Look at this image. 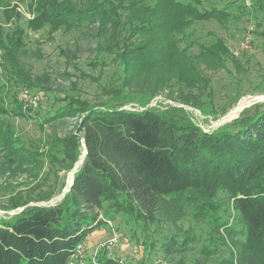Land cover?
<instances>
[{
    "label": "trees",
    "instance_id": "16d2710c",
    "mask_svg": "<svg viewBox=\"0 0 264 264\" xmlns=\"http://www.w3.org/2000/svg\"><path fill=\"white\" fill-rule=\"evenodd\" d=\"M140 1L42 0L29 22L34 29L49 25L52 32L98 24L96 53L111 55L121 73L120 81L100 85L111 96L97 103L80 96L75 85V92L52 96L40 79L43 75H32L24 64L25 30L17 25L5 32L0 26V154L9 163L5 168L38 176L48 162L59 176L60 170H73L87 149L71 190L58 203L38 205L50 200L56 190L31 195L37 184L0 205L4 209L24 206L11 218L0 217V264H81L74 254L93 231L117 215L147 229L158 221L156 216L168 201L189 206L196 219L210 225L224 243L223 235L231 238L237 252H231L223 264H264V102L245 108L239 117L212 131L198 126L183 107H147L175 76L180 92L170 96L213 115L225 113L228 106L209 109L193 93L200 84L203 91L210 86L195 58L172 60L173 51L167 53L158 44L169 33L174 40L198 19L227 22L248 14L255 22L253 47L264 50V0H246L251 11L238 0L223 6L217 0L210 6L205 0H153L142 5ZM234 4H239L236 15ZM212 38L210 44L200 46L198 58L227 71L231 63L241 72L237 85L250 81L253 92L264 93V73L252 80L225 40L216 33ZM78 49L76 44L64 53L73 61ZM93 63L98 65L97 60ZM74 66L86 76L77 63ZM18 86L40 93L37 109L24 108L13 90ZM206 95L214 96L211 89ZM46 101L52 102L50 106ZM129 102L145 108L124 107ZM15 118L34 119L42 129L76 120L72 130L40 139L39 145L27 143ZM179 237L176 233L165 237L163 251L172 258L180 255L172 264H187L183 253L196 238L193 234ZM138 242L147 251V241ZM214 249L207 246L192 264H208ZM85 261L128 264L107 250Z\"/></svg>",
    "mask_w": 264,
    "mask_h": 264
},
{
    "label": "rangeland",
    "instance_id": "374dc122",
    "mask_svg": "<svg viewBox=\"0 0 264 264\" xmlns=\"http://www.w3.org/2000/svg\"><path fill=\"white\" fill-rule=\"evenodd\" d=\"M149 1L153 0L144 2L141 0L140 4H146ZM227 1L229 0H217L220 6H223ZM206 2L208 3L205 5L210 6L216 0H205ZM243 2L248 10L251 11V5L246 0H238L239 4ZM39 4H42V0H0V26L5 32H11L17 25L25 30L26 45L22 59L26 68L31 71L32 75H43L40 79L51 88L52 96L54 94L63 96L64 92H75L73 89L75 85L79 87L78 94L93 103L109 100L111 95L103 92L100 85H107L110 80L113 82L120 81L118 76L121 72H119V67L117 66L118 62H114L111 55L106 53L99 55L96 53L98 24L88 26L83 24L72 30L60 27L54 32H52L51 26L46 24L34 29L29 26V22L35 17L36 8ZM239 4H234V7ZM236 7L234 8L235 15L239 12ZM124 16L127 18V13ZM252 20L248 14L243 15L241 18L231 17L227 22L198 19L193 22V26L189 30L183 33L180 32L174 40L169 33L168 37L158 44V47L163 48L167 53L170 50L173 51V54H171L172 60H182L188 56V60L195 58V65H198L202 75L209 80L210 86L203 91L200 84L192 89L193 93L200 96L209 109L221 110L223 107L228 106V110L225 113L213 115L192 105L182 103L170 96V93L178 95L180 92V83L175 76L168 85L150 99L149 107H158L160 109H167L173 106L183 107L189 112L198 126L212 131L226 124V121L236 118L238 114L240 116L241 110L243 111L256 103L255 101L247 106L251 100L264 102V93L253 92L252 82L247 81L242 85H237L235 80L241 77V72L237 71L231 63H229L231 71H227L223 66L201 61L197 56L201 52L200 46L202 44H210L213 41L212 34L216 33L225 40L232 52L241 59L245 72L250 75L251 79L257 80L258 76L264 73V50L255 45L252 50H243L241 45L247 26ZM76 44L79 47L78 55L72 61L66 57L64 50H74ZM185 47H188V50ZM95 60H97L98 65L93 63ZM75 63L80 66L86 76L80 74L77 67L75 68L74 66ZM210 89L213 91L214 96L207 97L206 93ZM13 90L20 94L24 88L18 86V88L14 87ZM238 96L240 99L232 104L233 100ZM51 103V101L44 102L46 106H50ZM125 106L135 109L143 107L139 102H129ZM24 108L28 109L25 106ZM240 108L241 110L237 115L229 118L231 112ZM226 114L227 116L223 117ZM68 120L66 123L60 121L55 126L45 125L42 129L36 124L34 119H13L19 132H22V136L27 138V143L30 144L33 141V143L39 145H41L40 139H46L49 135L55 134L63 136L72 130L76 119ZM80 164H78V167ZM7 166H9V163L6 161V157L0 154V205L9 204V199L12 196L17 195L19 192L26 193L29 188L37 184H39L38 190L36 189L31 195L37 196L54 189L56 193L53 197L58 196L70 184L69 182L73 177V170H60L59 176H57L56 171L48 162L38 176H33L34 174L31 172L20 168L10 171L5 168ZM30 203L34 204L33 201ZM23 208L24 206L16 209L0 207V217L11 218L19 213L18 211H22ZM156 218L158 220L156 223H151L147 229H144L137 223L126 221L123 215H117L106 226H102L88 235L86 239L87 256L89 259L94 260L101 253V250L97 251L98 244L102 240L109 238L114 231L121 233L122 240L120 245L111 251L110 254L125 258L128 264H172V260H177L180 255H175V258L166 256L162 244L165 241V237L175 233L180 236L179 238L189 234H193L196 238L190 244L189 250L183 253L187 264H192L197 257L201 258L203 249H206L207 246L215 248L214 255L208 264H223L230 258L231 252H237L236 246L228 235H223L226 241L224 243L220 235L212 232L210 225L205 221L196 219L189 206H176L168 201ZM220 233L225 234L226 232L222 229ZM138 240L147 241V251L143 248L144 244H140ZM135 248L138 250L137 255L133 254Z\"/></svg>",
    "mask_w": 264,
    "mask_h": 264
},
{
    "label": "built area",
    "instance_id": "2783aa9c",
    "mask_svg": "<svg viewBox=\"0 0 264 264\" xmlns=\"http://www.w3.org/2000/svg\"><path fill=\"white\" fill-rule=\"evenodd\" d=\"M254 32H255V22L251 21L247 26L246 33L244 35V38L241 44L243 50L253 49ZM19 99L24 103V106L26 108L37 109L41 102V95L40 93H32L27 90H22L19 94ZM125 107L130 108V109H135V108H131L128 106H125ZM144 108L145 107H142L141 110ZM204 130L211 131L209 129L208 130L204 129ZM121 240H122L121 233L119 231H114L113 234L109 238L102 240L98 244L97 251L107 250L111 252L120 245ZM137 252L138 250L137 248H135L133 251V254L137 255ZM74 257L79 259L81 264H86V261H85L87 257L86 241L77 247Z\"/></svg>",
    "mask_w": 264,
    "mask_h": 264
},
{
    "label": "bare ground",
    "instance_id": "6f19581e",
    "mask_svg": "<svg viewBox=\"0 0 264 264\" xmlns=\"http://www.w3.org/2000/svg\"><path fill=\"white\" fill-rule=\"evenodd\" d=\"M251 98H254V97H251ZM257 102V101H259V100H251L250 101V103L247 105V106H249L250 104H252L253 102ZM243 103V102H242ZM246 106V107H247ZM241 110V108L240 109H237V110H234L233 112H231L229 115H230V117L229 118H232V117H234L235 115H237V113L239 112ZM242 111V110H241ZM239 115V114H238ZM225 116H227V114L226 115H224L223 117H225ZM233 119H235V117L234 118H232V119H230V120H228V121H226L225 123H227V122H230V121H232ZM85 151V150H84ZM81 157V159L79 160V162H77V166L73 169V177H74V175H75V173H76V171H77V167H78V164L79 163H81L82 164V161H83V157H84V153L80 156ZM73 177H72V179H73ZM72 181V180H71ZM71 181L69 182V183H71ZM69 186H70V184L67 186V187H65V189L58 195V197L60 198V197H62V196H64L66 193H67V191H68V188H69ZM20 212V211H19Z\"/></svg>",
    "mask_w": 264,
    "mask_h": 264
},
{
    "label": "water",
    "instance_id": "95a60500",
    "mask_svg": "<svg viewBox=\"0 0 264 264\" xmlns=\"http://www.w3.org/2000/svg\"><path fill=\"white\" fill-rule=\"evenodd\" d=\"M147 107H149V105L147 106ZM242 112V111H241ZM239 115H237L236 116V118L238 117ZM86 153H87V149H86V146H85V151H84V157H83V161H84V158H85V155H86ZM81 159V157L79 156V158H78V162H79V160ZM83 161H82V163H83ZM74 177H75V175H74ZM74 177H73V179H72V181H71V183H70V186H69V188H68V191H70L71 190V188H72V185H73V182H74ZM67 191V192H68ZM65 196V195H64ZM64 196H62V197H58V196H55V197H53L52 199H50L49 201H45V202H39V203H37L38 205H52V204H56V203H58L59 201H61L63 198H64ZM21 211V210H20ZM19 212V211H18Z\"/></svg>",
    "mask_w": 264,
    "mask_h": 264
}]
</instances>
